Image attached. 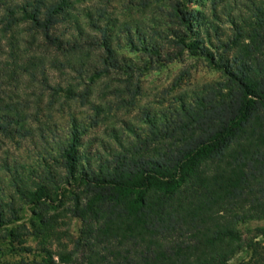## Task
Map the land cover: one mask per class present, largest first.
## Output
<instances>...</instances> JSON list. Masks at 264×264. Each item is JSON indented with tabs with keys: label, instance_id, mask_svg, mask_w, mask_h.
<instances>
[{
	"label": "trees",
	"instance_id": "trees-1",
	"mask_svg": "<svg viewBox=\"0 0 264 264\" xmlns=\"http://www.w3.org/2000/svg\"><path fill=\"white\" fill-rule=\"evenodd\" d=\"M88 1L0 0V242L68 200L73 250L18 264H229L264 221V0H171L155 26ZM185 57L217 78L141 104Z\"/></svg>",
	"mask_w": 264,
	"mask_h": 264
},
{
	"label": "rangeland",
	"instance_id": "rangeland-1",
	"mask_svg": "<svg viewBox=\"0 0 264 264\" xmlns=\"http://www.w3.org/2000/svg\"><path fill=\"white\" fill-rule=\"evenodd\" d=\"M105 3H108V11L113 18H117L121 24L131 25L144 23L155 26V21L165 23L173 9L171 0H91L79 6V9H92L105 6ZM203 3L204 0H199L190 8L202 10L200 5ZM208 6V2L205 3V9ZM123 54L132 59L136 58L128 49H125ZM182 70L191 73L192 84H201L217 78V74L211 72L203 61L185 57L145 73L142 81L146 94L141 104L152 101L160 91L168 88ZM57 78L58 75L54 80L58 83ZM16 154L20 155L22 152ZM70 204L67 200L64 206L43 212V216L37 218L26 210L22 221L9 228L16 232V238L11 242H0V264L41 260L47 253L58 262L59 254L70 253L81 231L80 220L68 211ZM239 235L244 247L229 264H264V221L241 225Z\"/></svg>",
	"mask_w": 264,
	"mask_h": 264
}]
</instances>
